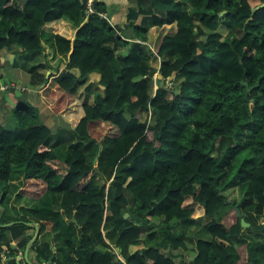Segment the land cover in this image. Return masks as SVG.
Segmentation results:
<instances>
[{
    "label": "trees",
    "instance_id": "obj_1",
    "mask_svg": "<svg viewBox=\"0 0 264 264\" xmlns=\"http://www.w3.org/2000/svg\"><path fill=\"white\" fill-rule=\"evenodd\" d=\"M136 4L124 31L101 17L99 1L88 16L80 0H0V53L36 54L46 40L68 59L51 82L46 64L29 70L31 87L49 83L40 98L55 115L77 102L91 74L103 88L82 104L71 130L82 142L67 152L48 148L52 130L27 101L14 107L15 127L0 123V264L3 254L17 264L35 235L29 223L41 232L30 250L51 264H176V251L192 249L196 259L182 264H264V0ZM57 22L76 29L74 42ZM168 26L176 31L160 34ZM150 35L159 69L146 51ZM16 171L18 197L61 194L75 222L40 205L29 214L6 207ZM233 189L240 197L229 200ZM56 233L54 254L44 237Z\"/></svg>",
    "mask_w": 264,
    "mask_h": 264
},
{
    "label": "crops",
    "instance_id": "obj_2",
    "mask_svg": "<svg viewBox=\"0 0 264 264\" xmlns=\"http://www.w3.org/2000/svg\"><path fill=\"white\" fill-rule=\"evenodd\" d=\"M102 3L106 8V18L107 21L113 26L117 28L124 29L127 27L129 21V11L130 9L136 8L137 0H98ZM142 18L138 20L137 24H140ZM55 31L59 32L61 35L65 36L66 38L70 39L72 42L75 41V34L76 29L71 25L65 22H57L53 25ZM176 31V26H168L164 30H160L159 32L167 34V33H174ZM56 34V33H55ZM125 35L128 37L134 38V34L131 30L126 31ZM154 35L149 36L148 42H146V51L151 58V64L154 68L159 69L161 65V58L158 57L153 49V42L155 40ZM130 41L139 42L137 39H130ZM43 51L36 53V54H25L22 52L20 48H14L12 50H4L0 53V123L5 125L7 119L9 118V114H13V109L16 105L22 101H27L32 104L34 107L38 108L40 112V118L43 121H50L52 126L45 124L52 130L51 139L48 142V148H52L54 150H60L61 152H67L72 149L75 145L81 143L82 141L78 139V137L71 131L74 120L77 115H79L80 109L82 108V104L89 103L94 104L95 96L94 93L96 91L97 82L94 81L90 75L88 83L79 89L78 91V100L77 102L72 105L65 113L60 115H55L49 107L42 102L40 98L41 92L45 90L49 83L44 86L38 87H31L30 86V74L29 70L37 65L46 64L47 65V72L46 77L49 81H53L59 76L66 72V65L68 63V59L65 56L59 55L55 52L52 45L47 43L46 40L43 41ZM29 56L33 59H30ZM14 64L17 66L14 67ZM6 68H10L17 73L14 74L10 79H6L4 70ZM76 72V71H75ZM77 73V72H76ZM159 78V74L155 76V79ZM100 88V86L98 87ZM103 90L102 86L98 91ZM11 121H14L11 119ZM54 121L56 124L53 129ZM15 122V121H14ZM15 124V123H14ZM8 127V126H7ZM15 127V126H14ZM98 157L95 159L98 162ZM97 163L95 162V165ZM97 170V169H96ZM98 172V170H97ZM23 183V175L21 171H16L13 174V180L11 181V189L12 194L8 200V203L5 204L6 207L12 208L13 206L17 207V209L21 213H27L40 205V208L43 210H51L56 213H60L66 223H72L74 221V215L68 216L65 214L64 209L62 207L63 197L61 194L58 195H49L44 198L41 202L36 201L34 199L28 198L27 196H20L18 197V193L21 191ZM2 193H0V202L2 201ZM130 217V215H129ZM132 220V218H131ZM163 218H153L152 223L154 225H161ZM133 222V221H132ZM15 223V222H12ZM31 226L35 228L36 234V223H30ZM38 225V224H37ZM39 226V225H38ZM78 229H80L75 226ZM40 228V226H39ZM193 226L188 225L187 227L185 224H182L180 227V233H184L187 236H192L191 230ZM84 232L83 230L80 233ZM107 235V232H104ZM183 234V235H184ZM35 236V235H34ZM41 238V232L38 239ZM37 239V240H38ZM44 239L50 242L53 245V252L56 254L58 249V244L60 240L58 239V234H49L44 237ZM114 241V240H113ZM106 242L111 246L110 249L115 252L118 256L119 260H122L121 257V250L113 245V242L109 239H106ZM17 241L12 242L13 247H16ZM145 245L140 243L137 246H133L131 252H134L138 249L144 248ZM24 252H19L17 260L19 257L21 258V264H27L24 259ZM175 255L177 256L176 264H182L186 261H192V257L196 256V250L192 249L189 252H182L176 251ZM55 257V256H54ZM28 260L32 264H51L44 261H38L36 258V254L29 249L28 253ZM4 263V262H3ZM5 264V263H4Z\"/></svg>",
    "mask_w": 264,
    "mask_h": 264
},
{
    "label": "rangeland",
    "instance_id": "obj_3",
    "mask_svg": "<svg viewBox=\"0 0 264 264\" xmlns=\"http://www.w3.org/2000/svg\"><path fill=\"white\" fill-rule=\"evenodd\" d=\"M30 57V59H33L32 57H35V56H29ZM17 72L16 71H13L12 69H10V68H6L5 70H4V74H5V78L6 79H10V78H13L12 76L14 75V74H16ZM15 76V75H14ZM91 78L94 80V81H96L97 82V85H100V83H99V80H100V75L98 74V73H94L92 76H91ZM157 88V87H156ZM156 88H155V90H156ZM15 109V108H14ZM13 109V110H14ZM13 112V111H12ZM11 119H13L14 120V117H13V114H9V118L7 119V121L5 122V123H7L6 124V126H8V128H12V127H14L15 126V122L14 121H11ZM41 122H42V120H41ZM43 124H47V125H50V126H52V123L50 122V121H43ZM55 124H56V121H54V124H53V129H54V126H55ZM226 195L228 196V199L229 200H234V199H239V197H240V195H239V193L237 192V190H230V191H228L227 193H226ZM195 206V209H196V217H200V216H202L203 215V210L201 209V207L200 206H198V205H194Z\"/></svg>",
    "mask_w": 264,
    "mask_h": 264
},
{
    "label": "water",
    "instance_id": "obj_4",
    "mask_svg": "<svg viewBox=\"0 0 264 264\" xmlns=\"http://www.w3.org/2000/svg\"><path fill=\"white\" fill-rule=\"evenodd\" d=\"M262 7H264V4L262 5ZM245 85H246V84H245ZM176 93L178 94L179 91L176 92ZM95 162L97 163V160H96ZM96 172H97V170H96ZM231 207L235 209L237 217H238L239 219H241L242 227H243V228H248V227L250 226V224L246 223L245 219L243 218V214H242L241 210H240L239 208L235 207V201H232V202H231ZM128 218H129V214H125V219H128ZM130 222H132L131 219H130ZM14 224H16V223H9V224H7V225H3V227H4V228H7V227L12 226V225H14ZM28 225H31V224L29 223ZM35 227H36V234H35V236L33 237V239L29 242V244H28V246H27V248H26V250H25V254H24V259H25V261L27 262V264H32V263H30L29 260H28L29 249H30V247H31L33 244H35V242L37 241V239H38V237H39V235H40V228H39V226H38L37 224H35ZM196 257H197V255L194 256V257H192L191 260L194 261V260L196 259ZM21 263H22V261H21V258L19 257V259L17 260V264H21Z\"/></svg>",
    "mask_w": 264,
    "mask_h": 264
},
{
    "label": "built area",
    "instance_id": "obj_5",
    "mask_svg": "<svg viewBox=\"0 0 264 264\" xmlns=\"http://www.w3.org/2000/svg\"><path fill=\"white\" fill-rule=\"evenodd\" d=\"M82 3H85L86 6H87V15L90 16V15H93L96 13V10H95V3L98 1V0H80ZM101 17L102 18H106V14H101ZM2 260L5 264H9L7 262L8 260V257H7V254H3L2 255Z\"/></svg>",
    "mask_w": 264,
    "mask_h": 264
}]
</instances>
